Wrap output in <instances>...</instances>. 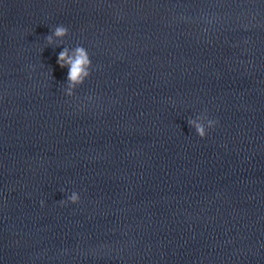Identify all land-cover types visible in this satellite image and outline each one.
Here are the masks:
<instances>
[{"label": "clouds", "instance_id": "obj_1", "mask_svg": "<svg viewBox=\"0 0 264 264\" xmlns=\"http://www.w3.org/2000/svg\"><path fill=\"white\" fill-rule=\"evenodd\" d=\"M68 32V29L61 25L56 27L55 35L57 37H63ZM49 42H51V37L48 38ZM57 63L60 65L61 68L65 67L66 65L69 66L68 72V80L73 84L83 83L84 79L90 75L89 67H91V60L89 58L88 52L83 47H77L75 49V56L69 57L67 50H63L59 53ZM189 123L196 128L198 136L203 139L207 136L208 130L213 128L218 121L213 119H208L207 121V129L204 124L197 123L194 120L189 121ZM81 197L77 193H73L69 200L72 204H76L80 201ZM64 203V201H61ZM44 205V201H41V206Z\"/></svg>", "mask_w": 264, "mask_h": 264}]
</instances>
